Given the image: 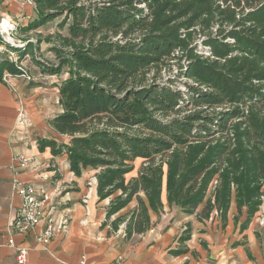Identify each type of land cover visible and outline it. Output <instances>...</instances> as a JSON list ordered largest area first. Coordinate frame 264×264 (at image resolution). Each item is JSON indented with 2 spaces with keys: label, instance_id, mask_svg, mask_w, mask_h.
I'll return each instance as SVG.
<instances>
[{
  "label": "trees",
  "instance_id": "obj_1",
  "mask_svg": "<svg viewBox=\"0 0 264 264\" xmlns=\"http://www.w3.org/2000/svg\"><path fill=\"white\" fill-rule=\"evenodd\" d=\"M33 2L37 16L25 30L61 16L59 26L70 21L67 34L43 38L57 60L36 57L23 69L20 62L42 38L15 47L0 37L18 57L0 55V81L5 73L30 75V82L67 73L59 86L63 112L49 124L69 139L39 137V149L67 153L76 175L99 170V198L117 193L107 219L137 198L128 216L112 221L113 230L125 223L131 237L150 229L164 190L184 212L204 204L198 218L216 209L223 225L235 202L239 214L247 209V225L264 202V0ZM195 34L207 55L197 52ZM169 59L184 60L178 74L146 83L149 69ZM181 76L191 82L180 85ZM136 158H144L142 167L127 178ZM190 238L188 225L171 252H187Z\"/></svg>",
  "mask_w": 264,
  "mask_h": 264
},
{
  "label": "crops",
  "instance_id": "obj_2",
  "mask_svg": "<svg viewBox=\"0 0 264 264\" xmlns=\"http://www.w3.org/2000/svg\"><path fill=\"white\" fill-rule=\"evenodd\" d=\"M7 9L11 12L3 16L18 24L27 25L37 16L28 0H12ZM29 66L31 69L32 64ZM35 77L33 82L13 75L0 81V264H19L16 248L9 244L11 237L16 245L29 248L26 264H115L119 255L123 256L122 264H264V224L260 222L264 202L247 225V209L239 214L233 202L223 225L216 209L209 218H198L204 204L194 213L184 212L170 205L164 190L163 208L150 213V229L131 237L126 236L124 225L113 230L112 221L134 209L136 201L107 219L113 196L99 198V170L87 169L76 175L70 169L67 153L55 156L50 147L39 149V137L69 139L49 124L63 112L59 86L67 75ZM23 157L29 159L25 166ZM143 162L134 163L129 176L136 175ZM15 180L46 188L56 204V216L69 217L67 229L48 243L36 236L42 232L44 222L36 227V234L12 232L11 222L21 205V197L13 187ZM188 225L191 238L183 243L187 252L173 254L171 249L181 246L179 237Z\"/></svg>",
  "mask_w": 264,
  "mask_h": 264
},
{
  "label": "built area",
  "instance_id": "obj_3",
  "mask_svg": "<svg viewBox=\"0 0 264 264\" xmlns=\"http://www.w3.org/2000/svg\"><path fill=\"white\" fill-rule=\"evenodd\" d=\"M33 6V0H28ZM6 26V28H4ZM18 28V22L2 16L0 19V37L12 46L19 47L24 44L21 39L15 38V33ZM6 51L7 54L14 60H17V53L13 49H9L5 44H0V51ZM19 66L26 69L23 61ZM12 76L9 73L4 74V80ZM57 76L56 74L54 75ZM27 80H30V75H24ZM63 78V77H62ZM65 78V77H64ZM25 119L22 117L21 121ZM27 158L23 157L22 165L28 163ZM15 191L21 197V205L17 208L16 214L11 222V231L19 234H32L35 233L36 227L44 222V228L40 234H36L38 239L44 243L50 242L59 231L66 230L69 224V217L62 215L56 216V204L53 202L51 193L44 187H39L32 183H26L20 180L13 182ZM261 224H264V217L260 218ZM9 244L16 248V259L19 264H26L29 248L25 246L16 245L14 238L9 239ZM123 256L119 255L115 264H122Z\"/></svg>",
  "mask_w": 264,
  "mask_h": 264
},
{
  "label": "rangeland",
  "instance_id": "obj_4",
  "mask_svg": "<svg viewBox=\"0 0 264 264\" xmlns=\"http://www.w3.org/2000/svg\"><path fill=\"white\" fill-rule=\"evenodd\" d=\"M11 1L12 0H0V11H2V14H0V19L3 16V14L7 13V11L11 12L10 10L7 9L9 7V4H11ZM61 19H62V16L53 20V21H50L44 25H41L36 29H32L31 31L25 30L23 28L24 26L22 23H24V22H19L17 31L15 33L16 39H21L22 41H25L27 38H30V37H31V39H35V40L42 38V41L40 42L39 46H37L36 43H33V45H35V46L32 47V50L30 51V53H28L24 56L23 62L25 63L27 68L30 67L29 64H32L35 61V59H37V58L38 59H44L47 61H56L57 60L54 51L48 52L51 44L48 43L46 40H43V38H45L47 35H49L51 33L56 35V33H58V31L63 33V34H67L68 24L70 21H68L65 24V26L62 27V26H59V22ZM17 21H19V20H17ZM194 37H195V43L194 44H197V52L207 55L209 52L206 51L205 46L203 45V42H202L203 38L201 37V35L195 34ZM8 43H10V42H8ZM6 47L9 49H12V47H9L8 45H6ZM4 53L7 54V52L4 50L0 51V55L4 54ZM182 63H184V60L179 61L178 59H169L165 64H161L160 67H158V68L157 67L150 68L149 71L146 73V78H147L146 83H151L153 80L155 82H158V83H163V82L167 81L169 77H171V78L175 77L178 74V69ZM66 75H67V73L62 74V76H66ZM176 80H177V83H179L180 85H183L185 82H191L185 76L177 77ZM174 87L182 88L181 86H178V85H175ZM190 109H193V105L183 106L181 111H179V112L171 111L169 113L170 116H168L166 118L170 119L171 117H174V116H182L184 113H187ZM140 161H144V158H136L133 161V163L139 164ZM141 167H142V165H141ZM130 174L131 173H128L126 177L129 178ZM115 195H113V197ZM141 195L144 196L143 193H141ZM133 200L136 201V205H137V203H138L137 198L134 197ZM128 213L129 212H125L122 215L128 216ZM121 225L125 226V223H122Z\"/></svg>",
  "mask_w": 264,
  "mask_h": 264
},
{
  "label": "bare ground",
  "instance_id": "obj_5",
  "mask_svg": "<svg viewBox=\"0 0 264 264\" xmlns=\"http://www.w3.org/2000/svg\"><path fill=\"white\" fill-rule=\"evenodd\" d=\"M4 28H6V26H4Z\"/></svg>",
  "mask_w": 264,
  "mask_h": 264
}]
</instances>
